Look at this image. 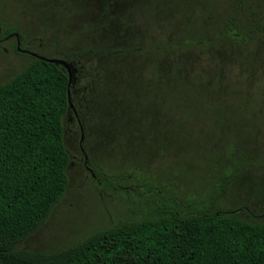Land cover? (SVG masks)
Listing matches in <instances>:
<instances>
[{
    "label": "trees",
    "instance_id": "trees-1",
    "mask_svg": "<svg viewBox=\"0 0 264 264\" xmlns=\"http://www.w3.org/2000/svg\"><path fill=\"white\" fill-rule=\"evenodd\" d=\"M190 2L177 32L171 31L164 40L131 47L79 46L68 51V58H48L70 63L77 83L81 75L75 61L80 57L129 51L150 54L139 73L166 76L161 89L184 101L160 112L156 100L162 90L149 87L141 98L153 97L150 105L159 110L158 115L163 113L177 124L193 121L215 127L214 131H233L237 141L233 153L238 156L229 162L234 172L199 202L179 200L168 187L134 178L133 184L157 197L139 218L117 221L55 252L14 248L44 223L61 199L71 163L63 144V121L71 113L70 108L66 111V71L60 64L32 56L28 65L0 83V264H264V222L228 214L215 201L247 162L248 152L238 149L243 138L240 131L249 129L246 137H250L264 126V86L242 82L238 77L243 72L233 73L244 63L239 54L245 50L253 54L259 48L260 62L264 61V0H222L218 5L213 0ZM12 33L19 40L24 38L17 28L0 24V39ZM11 48L17 52L15 43ZM76 83L68 87V99L77 116ZM215 109L221 113L214 118ZM242 110L246 113L231 115ZM83 163L87 166L86 160ZM89 170L101 183L97 188L131 187L127 176L120 183L111 175Z\"/></svg>",
    "mask_w": 264,
    "mask_h": 264
},
{
    "label": "rangeland",
    "instance_id": "rangeland-1",
    "mask_svg": "<svg viewBox=\"0 0 264 264\" xmlns=\"http://www.w3.org/2000/svg\"><path fill=\"white\" fill-rule=\"evenodd\" d=\"M190 1L0 0V24L17 28L24 37L20 45L30 51L47 58H68V51L79 46L131 47L169 38L171 31L177 32L183 9ZM213 1L215 5L222 2ZM14 43L13 36L0 41V83L32 61L31 55L14 52ZM260 51L256 48L253 54L246 50L239 54L244 63L233 73L238 76L243 72L238 77L242 82L264 86ZM133 53L84 56L75 61L81 76L73 104L82 127L83 153L77 121L74 117L64 120L63 144L71 159L64 194L44 223L14 248L55 252L117 221L139 218L157 197L152 191L145 192L139 183L133 184L134 178L168 187L179 200L199 202L234 172L229 162L238 156L233 153L237 146L233 131H214L215 127L201 122L177 124L163 113L159 116L158 109L168 111L174 102L181 106L183 97H173L161 89L162 82L168 81L166 76L139 73L140 65L149 63L150 54ZM149 87L162 90L156 100L157 110L151 106L153 97L148 101L141 98ZM219 113L212 110L214 118ZM245 113L242 110L231 115L236 118ZM248 131H240L243 138L238 146L240 152H248L247 162L215 201L228 214L264 222V126L246 137ZM91 168L120 183L127 176L131 187L97 188L101 183Z\"/></svg>",
    "mask_w": 264,
    "mask_h": 264
},
{
    "label": "water",
    "instance_id": "water-1",
    "mask_svg": "<svg viewBox=\"0 0 264 264\" xmlns=\"http://www.w3.org/2000/svg\"><path fill=\"white\" fill-rule=\"evenodd\" d=\"M10 35H12L14 37V39H15V50L17 52L27 53V54H30L31 56H34V57L39 58L41 60H46V61L51 62V63H54V64H60L65 69V71H66V78H67V90H66V93H67V102H68L67 103V109H66V111H68V109L70 108V109L73 110L74 114H76L75 111H74V109H73L72 104L69 102V99H68V93H69L68 87L70 85H72L73 82H74V72H75V68L72 67V65L70 63H68L67 61H64V60H62L60 58H47L45 56L38 55V54H36V53H34L32 51H29V50H26V49L21 48L20 47V40H19L18 34L17 33H12ZM78 124H79V129H80L79 144L81 146V142H82V139H83V136H82V127H81V125H80L79 122H78ZM81 152L83 153L82 148H81ZM85 160H86V156L84 155V161Z\"/></svg>",
    "mask_w": 264,
    "mask_h": 264
},
{
    "label": "flooded vegetation",
    "instance_id": "flooded-vegetation-1",
    "mask_svg": "<svg viewBox=\"0 0 264 264\" xmlns=\"http://www.w3.org/2000/svg\"><path fill=\"white\" fill-rule=\"evenodd\" d=\"M2 39H4V38H1L0 40H2ZM27 54V53H26ZM30 55V54H29ZM76 78H75V76H74V83H73V85H72V87H74V84L76 83ZM70 114H68V112H67V117H66V119L67 120H71V118L72 117H74L75 118V120L77 121V123H78V119H77V116H76V114H74V112H73V110L72 109H70ZM79 139H80V135H79ZM79 143V142H78ZM79 148H80V150H81V146H80V144H79Z\"/></svg>",
    "mask_w": 264,
    "mask_h": 264
}]
</instances>
